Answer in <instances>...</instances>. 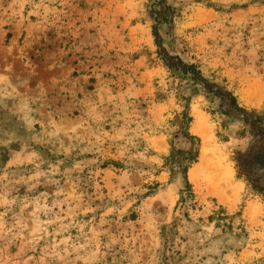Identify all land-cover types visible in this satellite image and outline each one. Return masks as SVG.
<instances>
[{
    "label": "rangeland",
    "instance_id": "rangeland-1",
    "mask_svg": "<svg viewBox=\"0 0 264 264\" xmlns=\"http://www.w3.org/2000/svg\"><path fill=\"white\" fill-rule=\"evenodd\" d=\"M158 1L0 0V264H264V0Z\"/></svg>",
    "mask_w": 264,
    "mask_h": 264
},
{
    "label": "trees",
    "instance_id": "trees-1",
    "mask_svg": "<svg viewBox=\"0 0 264 264\" xmlns=\"http://www.w3.org/2000/svg\"><path fill=\"white\" fill-rule=\"evenodd\" d=\"M162 2H163V0H159L157 2V4L161 5ZM152 15H153V18H154V21L156 22V24H162V23L167 22V11L164 8H160L159 10H153L152 11ZM153 36H154L156 45L160 47L161 46V41H160V38L158 36V32H157L156 29H154ZM173 60H176V61L173 62ZM170 61H172V62L166 64V66L168 68H170L173 71H179L183 75H189L193 81L201 82L204 85L205 90L208 93L219 94V92H213L211 90L210 86L207 85L206 81L200 76V72L197 71L193 65L184 64L178 57H170ZM228 97H229L228 98L229 99V106L234 111H240V109L237 107L236 100L234 99V97L231 96L230 94L228 95ZM258 122H259V120L256 119L255 122L254 123H250V125L254 126L253 129L256 130V133H257L258 137H263L264 136L263 135L264 131L255 128V127H257L256 124H258ZM242 164L243 165H255V164H258V165L264 167V151L261 148H259V150L257 152L252 150V152H250L245 158L242 159ZM186 185H187L186 187H189L188 184H186ZM187 191H188V194H189L188 196H191L192 194H190V190L187 189Z\"/></svg>",
    "mask_w": 264,
    "mask_h": 264
},
{
    "label": "bare ground",
    "instance_id": "bare-ground-1",
    "mask_svg": "<svg viewBox=\"0 0 264 264\" xmlns=\"http://www.w3.org/2000/svg\"><path fill=\"white\" fill-rule=\"evenodd\" d=\"M196 114V113H195ZM197 116H198V120L199 121H203V116L201 115V113H198L197 114ZM196 117V116H195ZM203 136V135H202ZM201 137V136H200ZM206 139H208V138H206ZM206 139H205V137H203V140L206 142ZM206 153H207V149L205 148V146L203 145V147H202V151H201V158H203V157H205L206 156ZM190 176L192 177L193 176V172L192 171H190Z\"/></svg>",
    "mask_w": 264,
    "mask_h": 264
}]
</instances>
